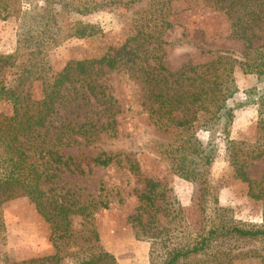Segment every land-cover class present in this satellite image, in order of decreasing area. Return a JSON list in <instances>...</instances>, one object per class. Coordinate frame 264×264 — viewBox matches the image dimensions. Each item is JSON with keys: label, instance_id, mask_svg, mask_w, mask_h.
I'll return each mask as SVG.
<instances>
[{"label": "trees", "instance_id": "obj_1", "mask_svg": "<svg viewBox=\"0 0 264 264\" xmlns=\"http://www.w3.org/2000/svg\"><path fill=\"white\" fill-rule=\"evenodd\" d=\"M209 2L225 15L229 23L227 37L242 42L238 60L229 51H217L209 62L186 64L177 72H169L159 56L164 44L159 31L171 25L160 16L153 20V31L148 26L143 29L144 24L135 26V33L112 52L68 61L59 72L43 76L49 50L100 32L96 25L72 20L69 15L99 11L112 0H31L26 9L23 0H0V20L13 19L17 23L15 54L0 55V103L9 105V113L0 111V205L26 197L47 224L53 248L52 255L6 264H59L64 258L75 264H117L98 245L90 223L97 209H106V202L80 200L78 189H65V183H58L62 173L81 176L89 174V165L106 168L119 162L116 154L105 152L94 157L64 153L71 148H95L100 133L116 137L113 117L119 109L106 91L103 78L109 72L125 73L141 84L151 123L172 135L170 141L154 144V153L167 162L172 174L196 186L190 206L165 212L170 224L179 220L191 227L190 236L173 238L166 227L157 226L155 215L160 208L155 203L164 202L157 182L148 180L136 197L137 213L128 220L136 238L139 233L147 236L149 264H233L236 259L249 257L259 258L264 264V226L224 222L225 210L217 207L208 186V171L217 148L212 135L217 129L223 136L233 177L246 184L248 198L262 202L264 221V179L251 181L245 171L264 154V95L255 103L259 134L250 145L229 139L234 108L228 105L237 91L235 67L242 74H264V42L253 47L249 40L255 27L264 26V0ZM16 66L19 71L14 72L11 82L10 70ZM32 70L41 73L36 76L41 80L39 100L18 90L23 76H29ZM200 130L209 134L205 143L196 136ZM124 158L127 169L136 173L135 163ZM207 203L213 205L209 215ZM147 210L151 214L142 222L141 216ZM76 219L83 229L74 230ZM181 237L184 242L177 241ZM253 245L258 248L235 252Z\"/></svg>", "mask_w": 264, "mask_h": 264}, {"label": "rangeland", "instance_id": "obj_2", "mask_svg": "<svg viewBox=\"0 0 264 264\" xmlns=\"http://www.w3.org/2000/svg\"><path fill=\"white\" fill-rule=\"evenodd\" d=\"M23 1V9L28 8L27 2L31 0ZM160 16L165 17L171 25L170 28L159 31V39L164 43L160 46L159 56L169 72H177L186 64L209 62L217 51H229L235 60L240 58L242 42L227 37L229 23L222 12L210 6L209 0H112L111 5L99 11L87 15H69L72 20L96 25L100 32L90 38L65 41L49 50L44 58L46 65L43 76L59 72L68 61L95 58L104 52H112L135 33V26L144 24L143 29L148 26L154 30L153 20ZM16 31L17 23L13 19L0 20V55L15 54ZM251 32V46L255 47L264 42V26L259 25ZM18 71V66L10 70L13 75L9 76V81L12 82L14 72ZM37 75L41 73L32 70L29 76H23L18 85V90L32 100L42 97L41 80L36 78ZM103 78L106 91L110 93L115 107L119 109V113L113 117L116 122V137L100 133L95 148H71L64 153L94 157L98 152H105L116 154L119 162L106 168L89 165V174L81 176L62 173L58 183H65V189H78L80 200L94 199L106 202V209H97L90 223L97 236L98 245L110 253L117 264H149L147 236L139 233L136 238L135 229L128 220L137 213L136 197L144 190L148 180L157 182L160 185L158 191H161V188L163 190L164 200L163 203H160L161 200L155 203V206L160 208L155 215L157 226L166 227L173 238L190 236L188 233L191 232V227L188 228L179 220L178 224H170V217L165 215V212H176L190 206L196 186L172 174L167 162L154 153V144L168 142L172 135L170 132L158 130L151 123L148 106L143 103L145 94L141 84L122 72H109ZM233 80L237 91L228 100V105L234 108L229 139L250 145L259 134L255 103L264 95V74H242L235 67ZM0 111L9 113L7 102L0 103ZM196 136L203 143L209 139V134L203 130L197 131ZM212 138V143L217 148L215 159L208 171V186L217 207L225 210L222 219L224 222L264 226L262 202L248 198L246 184L233 177L226 159L223 136L217 129ZM1 150L0 147V171L3 161ZM125 156L135 163L136 173L127 169ZM245 171L249 180L262 181L264 154L260 159L254 160ZM206 206V214L209 215L213 205L207 203ZM150 212L147 210L142 214V222ZM0 220V264L53 254L48 240L47 224L35 212L26 197L2 203ZM207 224L209 225L208 222ZM88 226L87 224L85 227ZM72 227L74 230L83 229L79 219L74 220ZM184 240V237L177 239L181 242ZM252 248H258V245L235 252H245L246 249ZM232 263L261 264L256 257L236 259ZM59 264L75 262L64 258Z\"/></svg>", "mask_w": 264, "mask_h": 264}, {"label": "crops", "instance_id": "obj_3", "mask_svg": "<svg viewBox=\"0 0 264 264\" xmlns=\"http://www.w3.org/2000/svg\"><path fill=\"white\" fill-rule=\"evenodd\" d=\"M234 123V122H233Z\"/></svg>", "mask_w": 264, "mask_h": 264}]
</instances>
